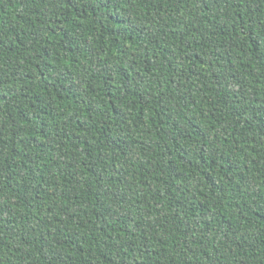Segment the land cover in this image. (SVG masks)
I'll list each match as a JSON object with an SVG mask.
<instances>
[{"label": "trees", "instance_id": "obj_1", "mask_svg": "<svg viewBox=\"0 0 264 264\" xmlns=\"http://www.w3.org/2000/svg\"><path fill=\"white\" fill-rule=\"evenodd\" d=\"M0 264H264V0H0Z\"/></svg>", "mask_w": 264, "mask_h": 264}]
</instances>
